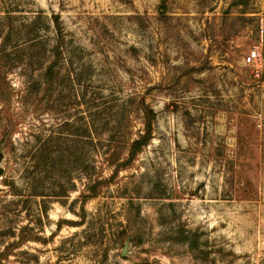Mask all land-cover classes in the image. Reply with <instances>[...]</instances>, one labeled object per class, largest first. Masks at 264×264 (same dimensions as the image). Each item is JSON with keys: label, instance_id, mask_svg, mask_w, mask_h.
<instances>
[{"label": "rangeland", "instance_id": "obj_1", "mask_svg": "<svg viewBox=\"0 0 264 264\" xmlns=\"http://www.w3.org/2000/svg\"><path fill=\"white\" fill-rule=\"evenodd\" d=\"M0 264H264V0H0Z\"/></svg>", "mask_w": 264, "mask_h": 264}, {"label": "trees", "instance_id": "obj_2", "mask_svg": "<svg viewBox=\"0 0 264 264\" xmlns=\"http://www.w3.org/2000/svg\"><path fill=\"white\" fill-rule=\"evenodd\" d=\"M53 23H54L55 27L58 29L57 17L53 18ZM138 106H139V109L142 112L143 117H144L143 134L140 135L136 140L131 142L126 162L124 164H122L121 166H118V168L115 169V171H114L115 174L117 173V171L119 169H124L125 167H128V165L133 162L135 156L141 151V149L143 147H145L149 143V141L151 139V126H152V121L154 119V114L150 108H148L145 104H143V102L140 101ZM90 191H91L90 195L83 196V200H82L83 203L88 199H93L96 197V193L94 191V188H91ZM82 217H83V215H82Z\"/></svg>", "mask_w": 264, "mask_h": 264}, {"label": "built area", "instance_id": "obj_3", "mask_svg": "<svg viewBox=\"0 0 264 264\" xmlns=\"http://www.w3.org/2000/svg\"><path fill=\"white\" fill-rule=\"evenodd\" d=\"M258 57H259L258 52L255 51V50H253L250 54H248V55L246 56L245 61H246V63H248V64H250V63H251V64H254L255 62H257ZM255 75H256V76L258 75L257 72H255Z\"/></svg>", "mask_w": 264, "mask_h": 264}, {"label": "water", "instance_id": "obj_4", "mask_svg": "<svg viewBox=\"0 0 264 264\" xmlns=\"http://www.w3.org/2000/svg\"><path fill=\"white\" fill-rule=\"evenodd\" d=\"M127 247H128L127 242H125V244H124V246H123V249H122V253H121L122 256H124Z\"/></svg>", "mask_w": 264, "mask_h": 264}]
</instances>
